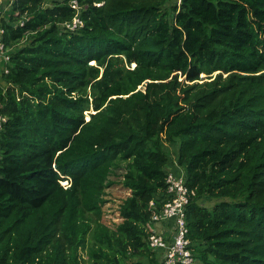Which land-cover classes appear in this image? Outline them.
Segmentation results:
<instances>
[{
	"label": "trees",
	"instance_id": "trees-1",
	"mask_svg": "<svg viewBox=\"0 0 264 264\" xmlns=\"http://www.w3.org/2000/svg\"><path fill=\"white\" fill-rule=\"evenodd\" d=\"M9 14L0 264H157L148 224L173 160L195 190L193 264H264V0H17ZM111 176L129 192L114 228Z\"/></svg>",
	"mask_w": 264,
	"mask_h": 264
},
{
	"label": "built area",
	"instance_id": "built-area-1",
	"mask_svg": "<svg viewBox=\"0 0 264 264\" xmlns=\"http://www.w3.org/2000/svg\"><path fill=\"white\" fill-rule=\"evenodd\" d=\"M17 0H0V72H7L5 64L9 61V48L4 40L5 22L8 21L10 11ZM179 2V0H177ZM72 6L77 7L74 1ZM23 24V21L20 22ZM80 21L74 18L72 23L65 24L73 30ZM6 117L0 113V130ZM185 171L176 160L167 167L166 199L159 209L153 213L148 224L147 244L152 252L157 253V264H193L195 255L192 251L191 240L188 237L186 222V208L195 190L186 183ZM155 208L154 201L149 203Z\"/></svg>",
	"mask_w": 264,
	"mask_h": 264
},
{
	"label": "rangeland",
	"instance_id": "rangeland-1",
	"mask_svg": "<svg viewBox=\"0 0 264 264\" xmlns=\"http://www.w3.org/2000/svg\"><path fill=\"white\" fill-rule=\"evenodd\" d=\"M257 28V32L260 35L262 41H263V45H264V25L262 22H259L256 25ZM25 42L21 41L19 43V45H23ZM133 66V64H132ZM203 76V75H201ZM92 108L90 109V111L85 112L86 118H88V112H92ZM172 154V153H171ZM122 164H124V162H121ZM116 173L118 175H120L122 173V170H117ZM111 179L115 182V185H112L111 187L107 188L106 192H107V196L106 198L109 199L108 202L105 204L104 207V215L102 217V221L107 224L108 226H110L111 228H114L115 223H118L120 221V217L118 216V211H117V204L119 203V201L125 197L129 192L122 188L119 184H118V178L111 176ZM63 184H68V182L63 181ZM215 200L211 199V198H207V197H203L200 199V203L203 205H206L208 207H210ZM83 255V264H89L86 252L83 251L82 252Z\"/></svg>",
	"mask_w": 264,
	"mask_h": 264
}]
</instances>
